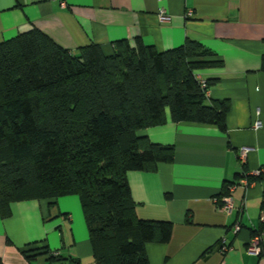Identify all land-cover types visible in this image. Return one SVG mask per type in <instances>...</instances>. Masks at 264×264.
I'll return each instance as SVG.
<instances>
[{
    "label": "crops",
    "instance_id": "obj_1",
    "mask_svg": "<svg viewBox=\"0 0 264 264\" xmlns=\"http://www.w3.org/2000/svg\"><path fill=\"white\" fill-rule=\"evenodd\" d=\"M162 10L169 21L159 19ZM34 27L75 54L90 43L111 52L116 40L137 37L159 51L190 38L217 54L222 67L197 73L215 80L210 99L230 101L226 129L174 122L167 109L166 123L141 130L152 142L174 145L175 155L156 171L128 173L135 213L173 223L168 242L146 244L150 264H264V242L261 256L248 252L252 231L262 223L264 178L247 184L241 176L264 169V0H0V42ZM244 146L253 148L245 161ZM226 184L235 185L231 213L213 200ZM11 210L7 218L0 214L3 263L95 264L78 195L61 196L55 205L47 199L15 201ZM35 243L59 258L43 252L28 258L24 250Z\"/></svg>",
    "mask_w": 264,
    "mask_h": 264
},
{
    "label": "trees",
    "instance_id": "obj_2",
    "mask_svg": "<svg viewBox=\"0 0 264 264\" xmlns=\"http://www.w3.org/2000/svg\"><path fill=\"white\" fill-rule=\"evenodd\" d=\"M216 57L190 38L164 51L137 37L116 40L111 52L90 43L75 54L36 27L0 42L1 216L15 201L55 205L76 194L95 264H150L146 244L168 242L173 223L138 218L128 173L156 171L175 147L139 132L166 123L167 109L174 122L226 129L230 101L210 99L215 80L203 87L197 73L222 67ZM263 231L264 220L251 237ZM42 252L59 258L36 243L24 250L30 259Z\"/></svg>",
    "mask_w": 264,
    "mask_h": 264
},
{
    "label": "built area",
    "instance_id": "obj_3",
    "mask_svg": "<svg viewBox=\"0 0 264 264\" xmlns=\"http://www.w3.org/2000/svg\"><path fill=\"white\" fill-rule=\"evenodd\" d=\"M159 19L161 21H169L171 19L170 15L166 14L163 10L160 12L159 14ZM201 78V77H200ZM201 82L203 87L207 86V82L205 79L201 78ZM209 92V89L207 90V94ZM263 126L261 121H257L255 123V127L256 128H261ZM253 148L250 146H244L241 148L240 150V155L242 160H246L247 158V154L249 151H251ZM261 175H264V169L260 168V169H256L253 170L252 172H246L244 173L242 182L249 184V180H248V176H256L259 177ZM235 185L230 186L229 191L231 192L234 189ZM215 202L218 203V205L220 206V208L228 213H231L235 208V203H234V199L232 197L231 194L229 195H223V196H217L213 199ZM246 209L245 205H242L239 207L240 212H244ZM262 220H264V214H262ZM241 226L240 224H237L235 226V230L236 232H238L240 230ZM263 242H264V231L260 234H256L255 236L251 237L249 244H248V252L250 254H254V255H258L261 256L263 253ZM230 247L228 246L227 242L225 240H223V246H222V250L223 251H227Z\"/></svg>",
    "mask_w": 264,
    "mask_h": 264
}]
</instances>
